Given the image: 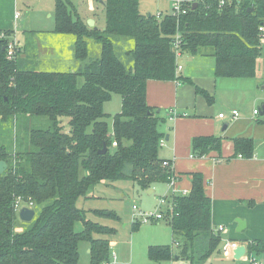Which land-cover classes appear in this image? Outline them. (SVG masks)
<instances>
[{
  "label": "trees",
  "instance_id": "1",
  "mask_svg": "<svg viewBox=\"0 0 264 264\" xmlns=\"http://www.w3.org/2000/svg\"><path fill=\"white\" fill-rule=\"evenodd\" d=\"M190 1L186 15L175 18L168 13L157 19L140 13L139 0H102L101 30L88 27L70 0H55L53 32L74 39L76 65L69 70H37L18 56L17 43L14 59L8 60L7 43L13 40L8 32L0 34V124L12 121L27 129L26 139L15 138L13 149L0 144V161L7 165L0 174V264H77L78 246L84 241L89 243L90 264L109 260L107 237L114 228L88 220L77 203L87 200L101 182L128 181L142 192L166 183L170 172L159 158L164 119L147 105L146 84L175 78L172 44L177 33L182 54L210 50L216 77L254 76L264 0H241L223 8L219 0ZM114 38L132 41L125 53L129 64L119 58ZM90 42L96 46L95 55ZM78 78H83L81 86ZM113 94L120 97L121 109L111 117L110 131L103 105ZM36 118H44L47 126H29ZM232 141L235 156L252 157L251 139ZM104 145L106 152L99 154ZM220 149L221 139L215 136L191 141L193 158ZM189 175L188 194L172 198L164 221L177 252L169 246H150V260L177 257L194 264L218 249L220 237L211 227V200L204 192L203 176ZM17 198L31 202L34 213L38 209L30 228L20 232L15 229ZM91 213L117 220L112 211ZM76 224L82 226L80 231ZM246 250L247 256L263 254L264 241L250 242Z\"/></svg>",
  "mask_w": 264,
  "mask_h": 264
},
{
  "label": "crops",
  "instance_id": "2",
  "mask_svg": "<svg viewBox=\"0 0 264 264\" xmlns=\"http://www.w3.org/2000/svg\"><path fill=\"white\" fill-rule=\"evenodd\" d=\"M19 1L0 0V34L8 32L9 38L21 48L18 56L24 62H31L39 71L73 69L76 65L73 37L53 32L55 0L50 3L49 0L35 2L36 9L44 13L48 20L53 21L52 28L44 30L24 29L25 21L17 22L20 19V16L15 18L17 7L23 5L30 8L29 2L26 4ZM70 1L75 5L74 0ZM75 1L83 3L85 0ZM91 1L95 3V0ZM96 2L100 4L99 0ZM95 10L80 16L86 22L93 20L94 27L103 30L105 22L95 14ZM158 12L164 15V11ZM26 32L32 36L26 37ZM259 43L261 52L256 62L255 74L251 78L216 77L214 59L210 50L204 49L196 55L182 54V70L173 80H150L146 84L147 105L158 109V114L164 119L161 126L164 146L159 150V158L171 163L172 172L178 176V189L189 191V174H202L204 192L211 200V227L214 230L220 226L225 229L224 232L218 233L220 243L216 252L219 253L222 252L223 240L236 242L238 246L245 248L250 242L264 241V116L256 119L253 110L252 116L245 115L249 106L256 107L258 102H264L260 101L264 92L259 90L260 85L264 90V42ZM246 79L249 81L242 85ZM197 90L203 91L209 100ZM231 111L239 112L235 120L232 119ZM222 113L224 118H219L218 115ZM199 136L220 138V152H211L202 158H192L191 141ZM237 138L252 140L251 158H238L240 154L234 155L232 140ZM109 186L114 185L112 183ZM131 186L136 196L142 198V203L143 198L145 199L144 205L149 203L151 196L158 198L168 193L165 183L155 184L144 192ZM94 198L97 197L87 196V200ZM137 205L139 206L138 203ZM93 210L103 209L89 211ZM237 220L244 222L242 230L238 228ZM166 226L170 230V227ZM81 229H76L75 226V230ZM170 234L172 242L171 230ZM172 245L157 246H169L175 253ZM88 252L90 254V250ZM245 252L247 254V250ZM223 254L231 255L234 259V251Z\"/></svg>",
  "mask_w": 264,
  "mask_h": 264
},
{
  "label": "rangeland",
  "instance_id": "3",
  "mask_svg": "<svg viewBox=\"0 0 264 264\" xmlns=\"http://www.w3.org/2000/svg\"><path fill=\"white\" fill-rule=\"evenodd\" d=\"M36 1L37 0L19 1V3L29 2L28 4L30 5V8L24 7L23 5L22 7H17L18 10L16 14L20 16V19L19 21L17 20V22L25 21L26 27H23L24 29L44 30L52 26L53 21L48 20L44 13H42L38 8L36 9ZM51 1L52 0H49V3ZM74 3L79 15L89 14L91 10L93 11L94 9H96L95 14L99 15L100 19L104 21V14L102 12V6L100 4L94 3L91 0H85L83 3L74 0ZM159 10L164 11V14H168L170 12L169 3L166 0H139V11L141 14H150L156 16ZM30 34L31 33L26 32V37H31L32 35ZM113 41L116 44L115 49L119 58L126 64H129V60L127 59L125 53L131 47L132 41L127 38H114ZM90 43V52H92L93 55L97 54V51L93 50L94 47H96L95 44L92 42ZM82 81L83 78H78V86L82 85ZM225 81L231 80L225 79ZM245 81L246 82H242V85L247 84L249 80L246 79ZM259 90L262 91V93L264 92V90H262L261 88V85L259 86ZM224 97H226V95H224ZM262 98L263 99L260 101H264V95ZM120 104V97L116 94H113L110 100L103 105V111L110 116V118L107 119L110 131L112 123L111 117L120 112ZM263 105L264 102H258L257 105H255L256 107H253L252 105L249 106L246 109L245 115L252 116V110H259L257 108H261ZM260 116L261 115H257L256 119H260ZM29 126H33L35 128H45L47 126V122L44 118H36L33 120L32 124L30 123ZM26 130V127L22 128L20 124L19 126H16L12 121L0 124V144L6 146L8 150L13 149L15 138H17V142H21L26 139ZM166 154L167 151L166 148H164V155ZM110 184L112 185V183L101 182L100 184L92 188V190L88 193V195H94L97 198L89 199L85 202L84 199H80L77 203V206L86 212V217L88 220L114 228V234L107 237L109 245L111 246L109 260L111 259V253L115 252L117 256V264H190V262L185 258H178L177 260H164L161 262L150 260L148 257V248L150 246L172 245L170 230L166 226L167 224L164 221L147 224H142L134 221L132 218L131 206L138 203L141 209L154 210L157 197L154 198L153 196H151V199L148 200L149 203L147 205H144L143 203L145 199L143 198L142 203V198L139 199L136 196L130 182H116L115 184L113 183L114 186H109ZM91 209H103L112 211L116 214L117 220L98 217L96 218V216L93 215L91 211H89ZM37 210L38 209L36 208L35 213L37 212ZM134 224L137 225L134 226ZM29 228L30 222L21 221L19 220V218L16 220V231L20 232ZM77 228L81 229V225L76 224V229ZM172 246L175 252H177L176 245L173 244ZM89 248L90 247L88 242L84 241L79 243V259L77 264H90V257L88 252ZM255 259L257 261V264H264V253L255 256ZM194 264H244V262L243 260H235L231 258V255H224L220 251V253H213L208 259L198 261Z\"/></svg>",
  "mask_w": 264,
  "mask_h": 264
},
{
  "label": "built area",
  "instance_id": "4",
  "mask_svg": "<svg viewBox=\"0 0 264 264\" xmlns=\"http://www.w3.org/2000/svg\"><path fill=\"white\" fill-rule=\"evenodd\" d=\"M18 1V0H15ZM169 3L170 12L169 14L172 15L175 18H180L184 15H186L190 5V0H166ZM241 0H219L218 1V7L223 8L226 6H231L234 3H239ZM162 16V13L157 12L156 18L160 19ZM18 17V14H15V18ZM258 35L260 42H264V23H262L258 27ZM180 35L177 33L173 38V51H174V57H175V77L181 72L182 66L180 65V60L182 53L180 51ZM15 42L9 40L7 43V54L6 58L8 60H12L15 57L14 53V47ZM260 110H253V116L259 115ZM232 119L235 120L239 114L237 111H231ZM219 118H224V114H219ZM112 146L115 147L116 143H112ZM164 146V140L161 139L159 142V147L161 148ZM192 157V156H191ZM193 158V157H192ZM238 158H241V155H238ZM162 168L168 169L170 174L166 178V187L168 190V193L166 195L160 196L157 198L156 206L154 210H144L141 209L137 204H133L131 206V213L132 218L134 221L142 224L147 223H154L159 221H165L166 214L172 210V198L176 195H186L188 194V190H182L177 188V182H178V176L172 172L171 170V163L167 160H163L161 163ZM22 207H27L30 209H33V204L31 202L23 203L20 198H17L14 203V209L17 212ZM18 214V213H17ZM224 227L220 226L217 229H215L216 233H222L224 232ZM178 245V244H176ZM238 248V244L236 242H232L229 240H223V244L221 247V250L223 253L232 252L235 249ZM245 254L240 258L242 259L246 264H257L256 259L252 256H246ZM102 264H117L116 255L111 253V259L107 262H103Z\"/></svg>",
  "mask_w": 264,
  "mask_h": 264
},
{
  "label": "water",
  "instance_id": "5",
  "mask_svg": "<svg viewBox=\"0 0 264 264\" xmlns=\"http://www.w3.org/2000/svg\"><path fill=\"white\" fill-rule=\"evenodd\" d=\"M98 1V0H97ZM99 3L102 4V0H99ZM195 7V4L193 5V8ZM253 9H249V11H252ZM87 26L90 28L94 27V22L93 20L89 19L86 22ZM261 116H264V106L260 108V113ZM167 140V138H166ZM106 152V146L104 145L103 148L99 151V154H104ZM6 163L4 161H0V174H2L6 170ZM34 210L27 208V207H22L19 212H18V218L21 221L24 222H31V220L34 217ZM237 225L238 228H244V222L241 220H237ZM246 248L244 246H238L237 249L234 250V259L238 260L240 259L244 254H245Z\"/></svg>",
  "mask_w": 264,
  "mask_h": 264
}]
</instances>
